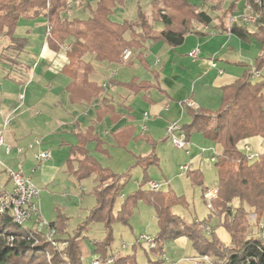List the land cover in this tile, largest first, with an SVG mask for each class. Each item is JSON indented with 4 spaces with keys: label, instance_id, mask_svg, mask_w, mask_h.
I'll return each instance as SVG.
<instances>
[{
    "label": "trees",
    "instance_id": "1",
    "mask_svg": "<svg viewBox=\"0 0 264 264\" xmlns=\"http://www.w3.org/2000/svg\"><path fill=\"white\" fill-rule=\"evenodd\" d=\"M125 1L98 0L88 17L69 19V0H0V35L8 41L7 44L4 42L0 63H5L11 68L13 74L8 77L16 76L18 83L25 82L26 85L28 78L23 77V71L28 73L34 69V65L28 63L29 57L25 52L29 39L19 37L16 34L17 28L21 19L43 17L49 27L46 35L48 48L58 53L64 44L66 45L62 49L70 47L66 53L69 63L61 70L70 80L66 87L70 104H90L106 91L102 85L90 80V76L95 73V63L117 66L130 64L131 60L123 62L124 51L131 50L133 57H141L150 41L163 42L173 48L179 47L186 37L194 32L195 23L204 26L212 23V13L217 14L221 27L226 26L230 17L235 15L240 2H243V8L247 3L253 10L258 9L256 0H233L228 9L223 8L224 11L211 6L216 1V6L225 7L229 0H197L203 1L205 5L210 4L211 13L198 8L192 0H153L150 14L143 12L139 7L136 21H115L114 11ZM219 12L222 15H219ZM158 24L163 26L160 32L156 30ZM250 26L254 28H248ZM231 32L244 42L249 41L251 37L258 41L259 56L256 67L247 69L250 66L243 64L244 74L233 84L222 89V107L218 111L185 106L191 122L181 125L188 142L194 135L199 134L219 151L217 161L213 164L217 170L216 187L205 186L204 172L199 168H193L184 175L191 186L202 189L207 208L206 194L217 191L211 200L212 208H208V217L202 221L195 219L187 222L173 212L174 207H190L191 202L185 195L178 196L171 189L154 193L149 191L151 182L148 181L147 171L150 167L157 166L159 160L153 152L146 157H138V165L144 172L140 190L124 200L120 210L114 213L116 200L126 179L103 167L90 154L87 149L90 142L96 143L97 152H106L93 127H90L85 133L76 134L77 144L69 146L70 157L66 163V173L76 180L95 178L96 186L92 194L96 203L81 222L82 227L75 234H67L64 228V223L70 219L67 214L59 212L54 221L48 222L41 212V219L56 229V242L66 243L64 248L56 250L46 241L44 233H36L32 221L19 226L9 216L0 218V264H50L47 253L52 258V264H84L83 247L79 242L86 239L83 234L94 224H102L105 230L103 239L90 241L94 248L93 255L98 257L95 260L107 262L113 258L112 264H138L136 252L138 246L144 242L140 237L135 238L131 247L133 254H123V251L128 249L125 244L120 249L112 250V226L115 222L127 225L133 209L139 202L153 207L156 214L159 232L153 237L155 247L150 248L148 245V250L161 259L153 264L178 263L166 259L163 247L166 241L180 237L190 240L196 254L209 256L215 262L264 264V242L260 229V224L264 223V152H259L254 145L260 156L250 161L242 150L245 143L253 145L251 140L254 138L264 142V81H252L253 73H260L264 65V10L255 25L234 24ZM2 40L1 38L0 42ZM109 81L113 87L115 82L111 79ZM125 85L134 91L148 90L151 87L147 83L137 85L136 81ZM106 102L102 100L101 104L104 106ZM108 180L112 183L106 184ZM214 215L219 219V227L224 228L230 235L229 245L221 242L216 230L210 228L209 223ZM9 225L15 227L16 231H8ZM205 226L212 229L211 238L206 235ZM35 238L39 240L38 245H34ZM124 245L126 248H123ZM194 257L196 256L191 259Z\"/></svg>",
    "mask_w": 264,
    "mask_h": 264
},
{
    "label": "rangeland",
    "instance_id": "2",
    "mask_svg": "<svg viewBox=\"0 0 264 264\" xmlns=\"http://www.w3.org/2000/svg\"><path fill=\"white\" fill-rule=\"evenodd\" d=\"M89 1L93 6L97 2V0ZM71 2H73V0H71ZM150 2L151 0H126L123 6L117 7V9L114 11L113 18L117 21H136L135 19L137 17V11L139 7L143 12L148 14L151 13ZM192 2L201 10H206L211 13L209 11L210 4L205 5L203 1L197 0H192ZM233 2V0H229L226 2L225 7H222L216 6L217 2L215 1L211 7L214 9L218 8V10H223V8L228 9L233 4ZM237 8L238 9L235 12V15L242 13L244 9L243 2H240L237 5ZM67 10L68 12L70 11L69 4ZM221 13L219 12V15H222ZM72 14L73 15H69V13L67 14L69 19L74 17L86 18L88 12L83 11V9L80 10L78 8H74L72 10ZM197 25L198 24L195 23L194 27ZM47 28V21L43 17L21 19L19 21L16 34L19 37H27L30 42V45L27 48L32 49L29 50V52L32 51L37 54L42 43L45 41ZM248 28L253 29L254 27L250 26ZM1 38L6 44L8 43L4 36L0 35V39ZM245 43L246 47L244 51L246 59L243 61V63L237 66V77H240L244 74V65L250 66L247 67V69L256 67L257 65V58L259 56L258 41L251 37L249 41H246ZM65 45L66 44L60 48L62 53L64 51L62 48L65 47ZM13 55L15 54L13 53ZM26 55L29 56L28 54ZM21 56L24 57L22 54ZM96 66L97 68L101 67L100 64H97ZM41 67L42 65L39 67L38 71L34 73L35 77L29 76L28 80L31 77L34 80L33 82L31 80V83L27 86L25 85V82L23 84H17L15 80H12L11 77H8V75L13 74L11 68H9V66L7 67L5 63H0V97L3 96L2 108L8 109V112L12 113L9 125H15V127H13L18 132H28L33 134H30L31 136L26 139L27 142L35 141L34 139L37 137L44 140V144L41 147L42 149H37V152H49V150H51L53 155L51 159L47 161L48 164L46 167L49 166L53 172L56 171L55 175H52L49 181L42 178L45 168L44 164L46 163L44 162L40 165V168L37 169L36 173H33L32 181L41 189L39 203L43 218L48 222H51L56 219L59 212L67 214L70 219L66 221V224L64 223V228L67 234L70 233V235H72L79 231V229L82 227L81 222L87 217L89 211L96 203L95 197L92 194L96 183L94 177L83 181H78L76 178L69 176L66 173V163L70 157V152L68 146H65L64 143L62 144L61 142L64 138L68 137V134L61 131H69L70 126L64 125L61 127L60 123L61 121L67 122L69 118V115L65 114L64 109L83 108L72 106L69 104L70 102L66 100L67 98L65 96L63 82L61 83L60 81H56L57 83H55V80L60 79L61 76L48 75L42 80L40 78L42 74ZM121 68L122 67L112 68L109 72L113 75L115 71L119 72V69ZM101 78L102 77L100 74H96L94 77L92 76V79L96 81H100ZM124 78L125 77L121 75L120 79L123 80ZM110 79H114L116 81L117 78L112 76V78H107L106 81L110 83ZM252 81H264V65L260 72V78H252ZM102 84L103 83H101V85ZM21 95L26 98L25 101L20 99ZM24 111L27 112L25 115L22 114ZM179 123L182 125L180 121ZM99 132L105 142V146L102 148L107 152L99 156L97 153H95L93 148L92 151L94 156L98 158V161L103 167L110 169L113 173L123 176L126 179V182L123 183V189L116 200L114 213H117V211L120 210L121 204L124 202V200L140 190V186L143 182L144 172L143 169L138 165V157L144 156L149 152H153L159 160L157 166H152L148 169V181L157 183L169 182L171 189L173 188L179 195H185L191 202V205L188 209L174 207V214L180 216L187 222H192L195 219L202 221L208 217L210 211L202 197V189L200 187H193L191 184H188L187 177H179V166L188 162H194L192 157L194 154H196L195 148L188 155L186 151L177 148L172 143L171 139H166L167 134L161 139L159 138L153 142L151 141L152 144H146V141H142L144 139H142V136H140V134L143 132L141 129H135V134H137V142L135 143L134 141L136 140L133 139V143L131 141L125 145H119L118 143L112 141L109 135L105 134L104 130ZM197 137L198 136H195L194 138V144L204 143L202 139ZM210 155V152L205 154V161L207 163L203 164L205 166L204 184L209 188H214L217 186L218 178L215 165L209 161ZM26 166L27 167H25L23 170V175H31V163ZM1 172L2 167L0 166V175L3 181L5 180L6 175H3ZM2 181H0V190ZM111 183V180L106 181V184ZM145 189L147 188L145 187ZM166 189L168 190L169 187L167 186V188H164V190L162 189V191H165ZM149 191L154 193L152 190ZM209 226L210 228L216 230V235L221 240V242H223L225 245L230 244V235L224 228L219 227V219L216 215L211 218ZM112 227L114 232V244L112 246V250L120 249L121 246L125 244L128 246V249L123 251V254L125 255L133 254L131 247L135 243V238H139L141 235H149L154 237V235L159 232L156 214L153 207H150L143 202H139L135 206L127 225L115 222ZM210 228L206 226L204 227L208 238H211L212 229ZM7 230L13 232L16 231V228L12 225H9L7 226ZM104 234L105 230L102 224L92 225L88 232L83 234L86 239H81L79 244L81 247H83L84 264H92L93 260L98 258L97 256L93 255L94 248L90 241L94 239L101 240L104 238ZM146 250H148V244L144 243L143 245L141 244L138 246V250L136 252L138 264H153L157 260L161 259V257H159L157 254H153L149 250L146 252ZM163 252L166 256V259L171 262H179V264H192L191 262L187 261V259L193 256L203 258V255L196 254V252L193 250L190 240L186 237H180L175 240L172 239L166 241L164 243ZM48 263L52 264V258L48 260ZM161 264L167 263L162 262Z\"/></svg>",
    "mask_w": 264,
    "mask_h": 264
},
{
    "label": "crops",
    "instance_id": "3",
    "mask_svg": "<svg viewBox=\"0 0 264 264\" xmlns=\"http://www.w3.org/2000/svg\"><path fill=\"white\" fill-rule=\"evenodd\" d=\"M152 1L153 0H151L150 5ZM96 4L93 6L89 0H73V2L69 0L70 11L68 13L69 15H73L72 10L78 8L87 11L88 17L91 11L96 7ZM211 16L213 21L209 26L198 24L194 32L190 33L186 37L184 43L179 47L173 48L163 42L156 43L150 41L146 44L141 57H136L137 55L133 57V52L131 51L130 64L117 66L101 63V67L97 68L96 65L99 63H95V73L90 76L91 81L101 85V83H104L109 77L112 78L113 76L117 79L116 81L113 79L115 82L113 87L106 90L99 99L94 100L90 104H71L72 106L83 109H64L65 114H68L69 118L67 122L61 121L60 126L69 125L70 128L69 131H61L68 134V137L64 138L61 143L68 146L69 152V146L77 144L76 134L79 132L85 133L90 127H93L95 134L98 135L102 142V147L105 146V142L99 132L101 130H104L105 134L109 135L112 141L128 144L133 139H137L135 129H141V131H143V117L145 114H148L146 131L142 132L140 136L144 137L142 141H146V144H152L156 139H161L166 135V129L170 123L180 121L183 126L191 122V117L185 110V106H188L189 102L195 104L193 107L194 109L200 108L211 112L218 111L222 107V89L225 86L233 84L239 78V76L237 77L238 74L236 71L237 66L246 59L244 51L246 43L236 35L228 33V22L226 26L221 27L216 17L217 14L214 15L212 13ZM162 29V25L158 24L156 26L158 32L162 31ZM29 45L30 44H28V46ZM4 47V41L0 42V54L4 50ZM29 50L32 49L26 48L25 52L29 55L28 63L33 64L34 69L28 73L23 71V77L27 79L29 76H34V73L37 72L42 65V74L40 78L43 80V78H46L48 75L61 76L60 79L55 80V83H57L56 81L63 82L66 100L69 102L66 92V87L70 83L69 78L64 76L62 71L54 73L50 70L52 61L57 57L59 58L62 51L58 53L51 51L47 46L46 38L37 54L32 51L29 52ZM194 50H198L196 58L190 56V53ZM213 64H215L216 67H214ZM117 67L122 68L119 69V72L115 71L113 75L110 74V69ZM96 74L101 75L102 78L100 81L92 79V76L94 77ZM121 75L125 77L123 80L120 79ZM15 78L17 77L15 76ZM15 78L11 79L15 80L18 84L19 81ZM31 80L33 82L34 79L31 77L26 84L27 86L31 83ZM134 81H136L137 85L147 83L150 84L151 87L148 90H130L125 84ZM25 99L24 97L22 101H25ZM102 100L107 101L104 106L101 104ZM2 101L3 96L0 97V129L3 127L5 121L8 120L10 123V117L12 115V113L8 112V109L2 108ZM99 112H101L100 115ZM26 113V111L22 112L23 115ZM13 126L15 127V125H8L5 131V146L0 147L1 173L6 175L3 181L0 175V181H2L1 190H11L12 188L7 173L3 172L5 171L4 166L14 170H21L23 173L24 168L27 167L26 165L31 163V175H28L31 179L33 173L37 171L35 169L37 165L34 154L39 148L29 150L28 145L34 141H26V139L33 134L18 132ZM195 136L202 139L204 143L194 144L193 141ZM34 140H40V148L43 146V139L37 137ZM134 142L136 143L137 140ZM251 142L259 152H264V142L261 139L254 138ZM190 143V152L194 148L196 150V154L192 157L194 162H191L193 168H199L204 172L205 166L203 164L207 163L205 161L206 153L200 155V149L214 146L199 134L194 135ZM7 148L11 149L10 155L6 153ZM20 148L24 150L22 154H18L16 151ZM93 148L95 153L99 156L103 153L95 150V142H90L87 145L90 154L98 160V158L94 156L92 151ZM49 153L52 157L53 154L51 150H49ZM151 153L152 152H149L141 157H146ZM47 164V162L44 164L45 168L42 178L49 181L52 175H55L56 171L53 172L51 167H46ZM34 170L35 172H33ZM181 176L182 175L179 173V177ZM187 182L190 184L188 179ZM159 184L162 185L161 190H164L167 186L171 189L169 182ZM171 190L175 192L173 188ZM165 191H167V189Z\"/></svg>",
    "mask_w": 264,
    "mask_h": 264
},
{
    "label": "built area",
    "instance_id": "4",
    "mask_svg": "<svg viewBox=\"0 0 264 264\" xmlns=\"http://www.w3.org/2000/svg\"><path fill=\"white\" fill-rule=\"evenodd\" d=\"M256 5L258 7L257 10H253L249 4H245L244 10L239 15H233L228 20V33L231 34L232 26L234 24H241L243 26L255 25L262 16L264 10V0H256ZM49 32V27L48 31ZM70 47L64 49L63 53L60 54L59 58L52 61L50 65V70L54 73L60 72L64 66H66L69 61L67 58V51ZM198 50H194L190 53V56L196 58ZM132 55L131 50H125L123 53V62L126 63L130 60ZM216 67L215 64H213ZM260 73L254 72L252 78H259ZM102 87L105 90L111 88V85L108 81H105L102 84ZM24 96L21 95L20 99L23 100ZM189 107H194L195 104L189 102ZM148 120V114H145L143 117L142 130L146 131V121ZM9 125V121H5L3 127L0 129V147L5 146V131ZM166 134L169 139H171L172 143L179 149L184 150L190 153L191 143L188 142L182 132V126L178 121L172 122L168 125L166 129ZM41 141L35 140L33 143L29 144V150H35L36 148H40ZM242 150L246 153L248 160L253 161L260 154L256 151L253 145L249 143H245L242 146ZM18 154H22L24 152L23 149L16 150ZM210 152L209 161L214 164L217 161L219 156V151L216 147L211 148H202L200 149V155H204L205 153ZM7 155L11 154V149H6ZM51 158L49 152L39 151L34 154L35 162L37 163L36 170L40 168V165L44 162H47ZM191 169H193V165L191 162L180 165L179 170L182 176L186 175ZM4 170L7 173L8 177L11 180L12 188L11 190H1L0 191V218L5 216L11 217L12 221L19 226L27 225L28 222L32 221L34 228L37 234L44 233V238L46 241L56 250H60L66 246V243L59 244L56 242V229L54 227H50V223L41 219V207L39 203V199L41 197V189L36 186L31 177L23 175L21 170H14L10 167H5ZM35 172V170L33 171ZM161 186L157 182H151L149 184V189L154 192H159L161 190ZM217 194L216 190L211 191L205 196V199L208 203V208L211 209V200ZM261 229V237L264 242V223L260 224ZM140 240L144 243L148 244L150 248L155 247L153 237L149 235H141ZM39 240L35 238L34 245H38ZM123 248H126L124 245ZM165 257V256H164ZM48 260L51 259V256L47 253ZM187 261L192 264H224V261L215 262L209 256H203V258L194 257L187 259ZM113 258L104 262L103 260H94L92 264H112ZM170 264H178V263H170Z\"/></svg>",
    "mask_w": 264,
    "mask_h": 264
}]
</instances>
